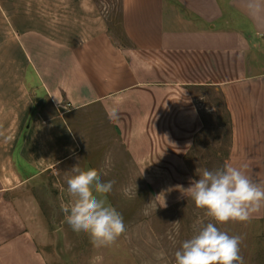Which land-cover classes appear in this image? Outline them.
<instances>
[{
  "label": "crops",
  "instance_id": "obj_1",
  "mask_svg": "<svg viewBox=\"0 0 264 264\" xmlns=\"http://www.w3.org/2000/svg\"><path fill=\"white\" fill-rule=\"evenodd\" d=\"M248 2L120 0L116 37L95 0H0V264H66L45 249L35 188L67 163H90L98 133H79V120L95 110L126 163H176L189 177L206 127L194 93L217 91L225 161L264 186V0L259 12ZM248 221L264 235V206Z\"/></svg>",
  "mask_w": 264,
  "mask_h": 264
},
{
  "label": "rangeland",
  "instance_id": "obj_2",
  "mask_svg": "<svg viewBox=\"0 0 264 264\" xmlns=\"http://www.w3.org/2000/svg\"><path fill=\"white\" fill-rule=\"evenodd\" d=\"M95 1L114 35L121 37L120 0ZM194 96L206 127L189 163H185L189 177L179 170L176 173V163H126L123 144L114 131H110L101 110L80 118L79 133H98L92 142L94 151L88 154L90 163H67L35 188L42 208L48 213L46 220L51 238L45 249L51 250L57 260L66 264H175L174 253L181 243L210 220L203 209L184 195V189L190 186V179L199 178L197 170L222 167L229 147L227 119L219 93L210 89L202 93L196 91ZM212 105L216 109L207 107ZM108 147L113 152L109 155L118 157L116 163H106V159L99 163L101 150ZM77 164L85 170L96 169L105 182H114L107 201L122 214L126 231L109 247H94L87 235L73 232L61 211V204L69 201L66 180ZM218 227L229 235L242 237L240 254L244 264H264L262 224L228 222ZM161 252L164 255L158 259Z\"/></svg>",
  "mask_w": 264,
  "mask_h": 264
},
{
  "label": "clouds",
  "instance_id": "obj_3",
  "mask_svg": "<svg viewBox=\"0 0 264 264\" xmlns=\"http://www.w3.org/2000/svg\"><path fill=\"white\" fill-rule=\"evenodd\" d=\"M250 11L261 10V0H249ZM117 118L115 110L109 119ZM242 168L225 161L214 170L198 172V179H190L184 189L195 206L205 211L209 222L185 239L174 253L175 264H244L240 254L242 237L229 235L218 225L228 222H246L264 206V186L254 182ZM66 180L69 201L61 204V211L69 227L76 234H85L94 247H109L126 231L123 216L107 201L113 181H103L94 169L71 168ZM178 222V221H177ZM158 254L157 258L163 257Z\"/></svg>",
  "mask_w": 264,
  "mask_h": 264
},
{
  "label": "trees",
  "instance_id": "obj_4",
  "mask_svg": "<svg viewBox=\"0 0 264 264\" xmlns=\"http://www.w3.org/2000/svg\"><path fill=\"white\" fill-rule=\"evenodd\" d=\"M225 109V108H224ZM225 111H226V109H225ZM227 120H226V126H228L227 124H228V122H229V120H228V117L226 118Z\"/></svg>",
  "mask_w": 264,
  "mask_h": 264
}]
</instances>
